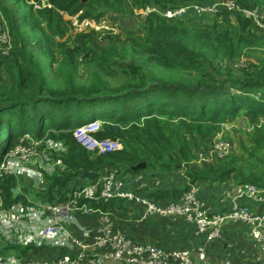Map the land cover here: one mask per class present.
Returning <instances> with one entry per match:
<instances>
[{
	"label": "trees",
	"instance_id": "1",
	"mask_svg": "<svg viewBox=\"0 0 264 264\" xmlns=\"http://www.w3.org/2000/svg\"><path fill=\"white\" fill-rule=\"evenodd\" d=\"M25 1L32 3L26 21L33 17L35 28L41 30L43 24L49 27L43 33L45 40L37 35L36 43L49 54L51 63L59 62L56 73L61 82L51 81L13 29L11 60L0 59L4 71L0 74V164L16 144L31 135L38 140H60L67 147L63 157L66 169L46 176L51 190L80 180L86 172L117 168L120 173L125 170L144 177L184 170L190 183L196 185L225 181L264 185V172H246L241 164L245 159L233 154L199 171L191 164L196 143L210 145L224 125L238 116L256 124L262 136L258 145L264 142V64L242 60L245 49L264 41V28L244 10L259 11L264 0H235L237 12L221 7L214 22L202 27L190 19L171 21L151 12L141 30L147 36L139 30H127V39L115 33L101 34L108 43L95 49L86 43L97 34H79L75 46L60 44L62 58L51 50L50 42L56 35L64 37L70 29L72 21L65 15L100 21L113 10L129 13L148 6L166 10L223 0ZM0 11L11 24L13 17L1 1ZM187 14L208 17L193 11ZM129 44L142 60L124 65L121 61L128 55ZM78 56L93 68L85 82L78 79L82 64ZM111 76L121 81L116 84ZM95 120L102 121L96 136L118 141L122 149L96 154L78 142L74 131ZM143 162L145 168L134 169ZM16 179L0 176V195L6 208L21 199L13 193ZM183 192L157 187L148 194L160 202H171ZM129 206L119 197L103 203L105 211L117 212L122 220H126ZM31 247H22V251Z\"/></svg>",
	"mask_w": 264,
	"mask_h": 264
},
{
	"label": "built area",
	"instance_id": "2",
	"mask_svg": "<svg viewBox=\"0 0 264 264\" xmlns=\"http://www.w3.org/2000/svg\"><path fill=\"white\" fill-rule=\"evenodd\" d=\"M36 7L39 5L36 4ZM221 7L234 12L239 10L235 0H223L210 5L189 4L166 10L148 6L142 9V13L147 15L157 12L171 19L186 15L189 11L199 15H216ZM244 12L264 28L263 17L259 15L258 9ZM77 18L70 17L71 21ZM89 23L95 24L94 19ZM105 24L106 21L103 27L111 26L112 33L120 32L119 21H114L110 26ZM101 127L99 120L90 121L78 127L74 136L84 148L97 154L122 149L120 142L96 136ZM30 138L33 137L27 135L6 154L0 164V176L18 178L21 170H32L35 159L39 160L38 167L45 171L37 172L39 175L32 189L13 192L21 199L10 208L5 207L0 195V237L6 244L21 246L56 244L63 252L52 258L28 260L0 255V264H106L108 261L122 264H218L209 259L208 250L216 242L229 241L225 233L228 223L244 225L253 241L252 256L256 264H264V185L254 182L235 185L231 191L222 194L218 211L213 210L201 195L199 185L189 186L176 200L160 202L143 191L145 184L142 174L132 175L125 170L120 173L118 168L102 170L93 180H72L51 190L46 176L57 173L56 167L66 169L63 157L67 147L64 142L52 138L41 140L46 141L42 145L29 142ZM231 145L229 141L215 142L212 157L216 160L225 158L232 151ZM140 181L143 185L137 188L132 186ZM114 197L125 199L131 207L141 209L134 220L137 225L155 216L183 219L194 226L201 243L170 249L142 243L128 230L116 225L113 212L103 209V203ZM79 215L94 216L98 221L96 229L86 232L90 241L78 238L68 228ZM229 246L232 248L233 244L229 243ZM226 255L219 264H238L230 253Z\"/></svg>",
	"mask_w": 264,
	"mask_h": 264
},
{
	"label": "rangeland",
	"instance_id": "3",
	"mask_svg": "<svg viewBox=\"0 0 264 264\" xmlns=\"http://www.w3.org/2000/svg\"><path fill=\"white\" fill-rule=\"evenodd\" d=\"M0 1L9 10L11 16L13 17V22H11L10 24L7 17L3 15L0 11V22H1L0 23V59L11 60L10 56L12 54L11 52L14 48V42H15V38H14L15 35L13 34L14 32L13 29H15V32L20 40V43L24 44L27 50L30 51L35 56L36 60L39 62L40 66L49 76L51 81L55 83L61 82V77L58 76L57 74L58 72L56 73V69L59 66V62L51 63L49 54L46 52H42V49L40 48V46H37L36 43L37 35L41 40H45V35H43V33L47 31L49 27L43 24L41 30H39L37 27L35 28L33 17H30V19L28 17L29 22L26 21V17L28 16L32 3H28V2L26 3L25 0H0ZM124 14H128V13H124ZM259 15L264 17V8L263 10L262 9L259 10ZM140 17H142V19L145 20L143 16L140 15ZM65 18L70 19L68 15H65ZM215 18L216 16L212 14L208 15V17H200V16L193 17L192 14H186L178 18L177 17L171 18L170 20L175 21L178 19H183L187 21L190 19L193 25L202 27L210 23H213ZM142 19L141 18L137 19L134 24L130 26H126L128 29H123V26H121L120 23V32L118 34L121 36V38L127 39L126 38L127 30H132V31L139 30L140 32L139 34L147 36L145 32H141V30L145 28V22H143ZM113 20L114 17H112L111 14L105 15V17L102 18L100 21L94 20L95 24L89 23V21H93V19H88V21L86 19L82 21H80L78 18L72 19L70 29H68L66 35L64 37H60L56 35L55 41L50 42V48L58 58H62L63 53L60 44L65 43L67 44V46H75L77 44L76 37L79 34H87L92 32L97 34V36L89 43H86V46L99 49L108 43L107 41L103 40L102 36L100 35L103 33L104 34L112 33V28L110 25L111 23L114 22ZM104 21H106L105 25L107 26L109 25L110 27L108 28L103 27ZM134 47L135 46L133 44H129L127 46L128 50L126 52L128 55L124 59H122L121 61L122 64L127 65L128 63L133 62L134 60H140V61L142 60V58H138V55L135 54L136 52L133 49ZM244 54L245 55L242 56L243 57L242 60L248 61L253 64H258V63L264 64V41L259 42V45H256L252 48L245 49ZM79 62H81L82 64L80 67V73L78 74V79L85 82L91 77L93 68L88 66L86 63L82 62L81 57H79ZM117 69L121 70V66L120 65L117 66ZM235 72L238 73V71ZM3 73L4 71L1 69V65H0V74ZM111 80H113L114 83L116 84L117 82L121 81L118 78V76H111ZM100 122L102 123V121ZM260 134L261 132L256 126V124H254L249 118L245 116H238L224 125L222 132H220L216 136L213 143H211L210 145L202 141L196 143L195 149L193 151V162L191 164L194 166V170L199 171L202 170L209 163H215L217 161H220L221 159L216 160L214 159V157H212V149H213L212 146L213 144H215V142L229 141L232 144L231 145L232 151L229 155L233 154L234 156L244 158L245 160L242 161L241 164L243 165V168L246 172H255V173L264 172V161H261L260 159V158H264V142H262L261 145H258V143H260L259 142L260 138H262ZM29 142H37L42 145L46 141L30 138ZM251 153L253 155H250ZM201 156H204V159H201ZM38 165H39V160L35 159V163L32 165L31 171L24 172V170H21V172L18 173L19 177L16 179L17 186L14 187L13 192L17 193L20 191H25L30 188L32 189V187L34 186V182L37 180L36 178H38L37 176L39 175L37 174V172H39V170L45 171L44 169L39 168ZM56 170L59 171L58 173L60 172L62 173L61 169L57 167ZM166 174L169 176V172H167ZM178 175L179 172L170 175L171 184L167 183L166 180L167 177L165 175H161V179L158 183L159 187L169 188L166 186L174 185L184 189L183 187L184 185L182 183L183 181H181L182 178ZM234 187L236 186L234 184H231L229 187H227L225 191H231ZM209 205L211 204L209 203ZM228 252L232 256L234 252L233 247L230 248Z\"/></svg>",
	"mask_w": 264,
	"mask_h": 264
},
{
	"label": "crops",
	"instance_id": "4",
	"mask_svg": "<svg viewBox=\"0 0 264 264\" xmlns=\"http://www.w3.org/2000/svg\"><path fill=\"white\" fill-rule=\"evenodd\" d=\"M263 10V8H262ZM112 17L118 19L122 26H130L135 23L137 19H142L144 17L146 21V15L142 13V9H133L128 14L118 13L115 10L111 11ZM70 17V16H68ZM133 19V20H132ZM128 29V28H127ZM205 168V167H204ZM203 168V169H204ZM184 170H176L169 172V176L165 173L167 177V183L171 184L170 175L179 172V175L183 181L184 189L188 188L191 185L189 178L184 172ZM182 173V174H181ZM161 179V176L158 174L155 177H144V186L142 187L143 191L149 193L150 191L155 190L158 185V181ZM185 183V184H184ZM150 184V185H149ZM231 184L238 185L234 181H225V182H215V183H199L200 193L205 199L211 204L213 210H220V199L224 191ZM140 185H143V182H137L132 185L137 188ZM130 187V186H129ZM169 188L183 189L174 185H167ZM183 189V190H184ZM141 209L137 207L129 206L127 214L131 217L126 220L119 218L117 212L114 213V221L116 225L120 228L128 230L130 234L137 240H140L142 243H151L161 245L167 249L170 248H181L189 246L199 245L200 239L196 235L195 228L192 224L186 222L183 219H176L171 217H153L149 222L137 225L134 221L140 214ZM134 218V219H132ZM98 226V221L96 217H85L79 215L74 223L69 224L68 228L71 233L77 236L80 239H86L90 241V237L86 235V232H92ZM225 233L228 237V242H216L212 244L209 248L208 254L209 259L214 263H221L222 260L227 256L228 250L231 248L229 243L233 244V254L232 257L235 259L238 264H256L253 256V241L246 232V228L241 223H228L225 227ZM32 246L29 249L22 251L21 245L6 244L5 240L0 237V255L7 257H17L22 260H28L30 258H52L59 256L63 249L58 245H43V246ZM106 264H122L119 262L108 261Z\"/></svg>",
	"mask_w": 264,
	"mask_h": 264
},
{
	"label": "water",
	"instance_id": "5",
	"mask_svg": "<svg viewBox=\"0 0 264 264\" xmlns=\"http://www.w3.org/2000/svg\"><path fill=\"white\" fill-rule=\"evenodd\" d=\"M88 0H82V2H87ZM146 167V163H139L137 164L134 169H141V168H145ZM98 176L97 172H86L84 173V175L82 176L83 179H89V180H93Z\"/></svg>",
	"mask_w": 264,
	"mask_h": 264
}]
</instances>
